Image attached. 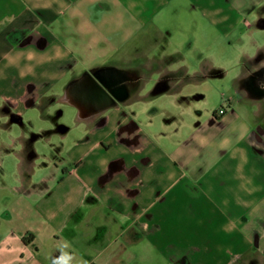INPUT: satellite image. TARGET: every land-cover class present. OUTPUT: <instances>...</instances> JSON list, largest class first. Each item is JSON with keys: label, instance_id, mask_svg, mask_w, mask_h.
Wrapping results in <instances>:
<instances>
[{"label": "crops", "instance_id": "1", "mask_svg": "<svg viewBox=\"0 0 264 264\" xmlns=\"http://www.w3.org/2000/svg\"><path fill=\"white\" fill-rule=\"evenodd\" d=\"M262 66L264 0H0L3 263L264 262Z\"/></svg>", "mask_w": 264, "mask_h": 264}, {"label": "rangeland", "instance_id": "2", "mask_svg": "<svg viewBox=\"0 0 264 264\" xmlns=\"http://www.w3.org/2000/svg\"><path fill=\"white\" fill-rule=\"evenodd\" d=\"M220 93V91H218V94ZM208 99H210V97H208ZM217 101V99H214V103ZM11 125V124H10ZM16 127L13 128V132L12 134L14 136H16V133L18 131L23 130L24 128H21V125H15ZM21 126V127H20ZM31 126V124H29V127ZM24 127V126H23ZM28 127V126H27ZM38 127V126H36ZM27 129V128H26ZM6 130V131H5ZM11 130V131H12ZM8 129L4 128L2 126V124L0 123V146H1V141L2 138L4 137V133H7ZM31 138L30 139V143L34 144V146L37 148V150L42 153L41 154V159H43V154H49L50 153V144L48 143L47 139H45V137L41 136L40 138H36V140L34 139L33 134H30ZM33 136V137H32ZM18 139L16 138L15 141H17ZM29 141V140H28ZM3 148V147H2ZM4 184V179L1 178V173H0V229L1 230H5L8 228L6 219H4V211H6V208H8V201L10 200V198H12L13 196L17 195V193L14 191V189L12 188H4L3 187ZM4 252L0 251V264H4L3 263V254ZM262 256H264V253L262 254ZM263 260H259L260 264H264V262H262ZM258 263V264H259ZM257 264V263H256Z\"/></svg>", "mask_w": 264, "mask_h": 264}, {"label": "flooded vegetation", "instance_id": "3", "mask_svg": "<svg viewBox=\"0 0 264 264\" xmlns=\"http://www.w3.org/2000/svg\"><path fill=\"white\" fill-rule=\"evenodd\" d=\"M102 74H99V76H101ZM104 81H106L109 85L112 86V88L115 90V94H118L119 96L123 95L125 90L123 89V87L125 88V86L123 85L124 83V79L121 80L119 78H121V76H118L117 78L115 76H113V74H104V76H101ZM263 79L264 80V66L258 68L254 74L252 76L249 77L248 79V83H251L254 85V88L259 89L258 91H256V94L261 93L260 91H264V88H259L258 84H257V79ZM114 82V83H113Z\"/></svg>", "mask_w": 264, "mask_h": 264}, {"label": "water", "instance_id": "4", "mask_svg": "<svg viewBox=\"0 0 264 264\" xmlns=\"http://www.w3.org/2000/svg\"><path fill=\"white\" fill-rule=\"evenodd\" d=\"M103 69L101 68H92L90 71L86 72V74H84L82 77H81V82H87L91 85H89V87H93V92H94V96L98 97L100 101H103V99H106L108 98V96L110 95V92H111V87L110 85L104 81L103 79H100L101 81H96L93 82L91 81L90 76H92L91 74H93L94 76H97L99 77V72H101Z\"/></svg>", "mask_w": 264, "mask_h": 264}, {"label": "clouds", "instance_id": "5", "mask_svg": "<svg viewBox=\"0 0 264 264\" xmlns=\"http://www.w3.org/2000/svg\"><path fill=\"white\" fill-rule=\"evenodd\" d=\"M71 257L67 253H62L59 257L60 264H69Z\"/></svg>", "mask_w": 264, "mask_h": 264}, {"label": "trees", "instance_id": "6", "mask_svg": "<svg viewBox=\"0 0 264 264\" xmlns=\"http://www.w3.org/2000/svg\"><path fill=\"white\" fill-rule=\"evenodd\" d=\"M30 236H32V234H30L29 236H24V237H23V241H24L25 243H29V242H30Z\"/></svg>", "mask_w": 264, "mask_h": 264}, {"label": "built area", "instance_id": "7", "mask_svg": "<svg viewBox=\"0 0 264 264\" xmlns=\"http://www.w3.org/2000/svg\"><path fill=\"white\" fill-rule=\"evenodd\" d=\"M219 112H220V113H224V112H225V107L222 106V107L219 109Z\"/></svg>", "mask_w": 264, "mask_h": 264}]
</instances>
